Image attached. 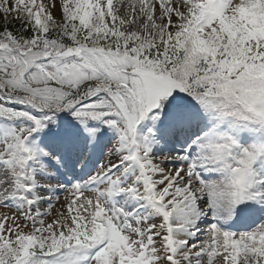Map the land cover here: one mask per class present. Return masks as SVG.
<instances>
[{
  "label": "snow or ice",
  "instance_id": "obj_1",
  "mask_svg": "<svg viewBox=\"0 0 264 264\" xmlns=\"http://www.w3.org/2000/svg\"><path fill=\"white\" fill-rule=\"evenodd\" d=\"M0 264H264V0H0Z\"/></svg>",
  "mask_w": 264,
  "mask_h": 264
}]
</instances>
